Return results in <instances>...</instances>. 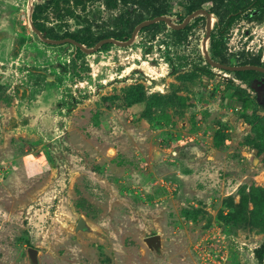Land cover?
<instances>
[{
  "label": "rangeland",
  "instance_id": "374dc122",
  "mask_svg": "<svg viewBox=\"0 0 264 264\" xmlns=\"http://www.w3.org/2000/svg\"><path fill=\"white\" fill-rule=\"evenodd\" d=\"M38 4L0 0V264L30 247L39 264H264V74L204 52L210 24L214 59L215 38L226 64L264 66V10L228 25L230 0L210 2L181 38L160 24L89 54L42 40ZM156 5L176 24L195 12ZM81 9L50 6L46 25L97 39L108 28L86 16L111 13Z\"/></svg>",
  "mask_w": 264,
  "mask_h": 264
},
{
  "label": "trees",
  "instance_id": "16d2710c",
  "mask_svg": "<svg viewBox=\"0 0 264 264\" xmlns=\"http://www.w3.org/2000/svg\"><path fill=\"white\" fill-rule=\"evenodd\" d=\"M90 1H101L105 8L111 13L110 24L107 22L99 21L95 16L87 19L88 27L91 28L93 25L96 27L106 26V31L102 33L97 39H93L91 37H79L78 34L70 31L69 29H65L63 35L58 33L53 28H49L46 25V22L49 21L50 17L48 15L49 7L52 6L54 12H60L58 15L61 16V12L70 11L74 9L82 8L81 10L86 11ZM190 1V11H196L198 9L203 8L206 4L216 3H224L226 0H189ZM231 8L228 9L226 16L229 17L228 25H232L233 21L236 19V15L241 11V9L246 8L249 5H253L258 7L261 10H264V0H240L243 3L241 6L239 3L230 0ZM158 0H46V4H38L33 11L32 20L33 23L44 33V35L48 38L55 39H64V38H74L79 42L83 43L87 47H94L98 40L101 41L105 38H115L118 40H128L135 27L145 20V18H141L138 22L135 21L134 14L142 17V10L145 12H154L155 16L167 15L168 13L161 7H156ZM64 4V8L62 7ZM210 12H213V9H210ZM152 17V18H154ZM160 24H166L165 22L156 23L154 25L145 27L141 32H144L146 29L156 27ZM113 28V29H112ZM191 26H187L183 30L173 29V32L182 37L183 33L187 32ZM111 44H105L102 48H107ZM212 49L214 53V57L220 59L223 63H226L223 59H221L220 54V45L218 40L215 38L212 41ZM255 64V63H254ZM239 74L248 76L253 81H258V76L263 75L264 73L254 71V70H245V71H237Z\"/></svg>",
  "mask_w": 264,
  "mask_h": 264
},
{
  "label": "water",
  "instance_id": "95a60500",
  "mask_svg": "<svg viewBox=\"0 0 264 264\" xmlns=\"http://www.w3.org/2000/svg\"><path fill=\"white\" fill-rule=\"evenodd\" d=\"M197 11L188 15L181 24H176L171 19V17H169L168 15H160V16H156V17L151 18V19L144 20L135 27L131 37L128 40L122 41V40H118L115 38H105V39H102L101 41H99L94 47H87L86 45L79 42L78 40H76L74 38H69V37L64 38V39L48 38L33 23V20H32V28L34 29V31L39 35V37L42 40H44L45 42H47L49 44L71 43V44L76 45L80 49H82L84 52L92 54V53H95L96 51H98L105 44H116V45H120L123 47L132 45L136 41V39H137V37H138V35L142 29H144L145 27L154 25L156 23L165 22L173 29L183 30L188 26V24L191 22V20L197 15ZM201 12H204L205 14L210 15V12L207 10L202 9ZM210 28L211 27L209 24L208 25V33H207V36L205 38V43H204V52H205V58L207 59L208 63L212 67H214L216 69L224 70V71H229V72L254 70V71L264 73V66H260V65H232V64L222 63V62H219L216 59H214L212 57V55L210 54V52L208 51V47H207V40L210 38V33H211ZM80 230H84V231L89 230L88 224H87L86 219L84 217H82L76 225V231H80ZM152 240H153V238H152ZM158 242L160 243V240ZM28 254H29V260H30L29 264H39L40 251L37 248L30 247L28 249Z\"/></svg>",
  "mask_w": 264,
  "mask_h": 264
},
{
  "label": "flooded vegetation",
  "instance_id": "af4514ba",
  "mask_svg": "<svg viewBox=\"0 0 264 264\" xmlns=\"http://www.w3.org/2000/svg\"><path fill=\"white\" fill-rule=\"evenodd\" d=\"M238 99V100H237ZM237 99L235 100V102H237V104L242 105V102L239 101V97H237ZM241 107V106H240Z\"/></svg>",
  "mask_w": 264,
  "mask_h": 264
}]
</instances>
